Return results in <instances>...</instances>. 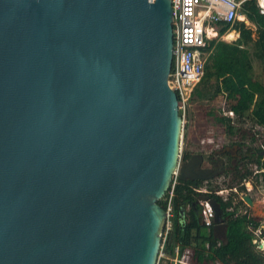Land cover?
<instances>
[{"label": "water", "instance_id": "obj_1", "mask_svg": "<svg viewBox=\"0 0 264 264\" xmlns=\"http://www.w3.org/2000/svg\"><path fill=\"white\" fill-rule=\"evenodd\" d=\"M171 11L170 0H0V264L158 263L173 175L216 174L199 154L180 165Z\"/></svg>", "mask_w": 264, "mask_h": 264}, {"label": "trees", "instance_id": "obj_2", "mask_svg": "<svg viewBox=\"0 0 264 264\" xmlns=\"http://www.w3.org/2000/svg\"><path fill=\"white\" fill-rule=\"evenodd\" d=\"M254 29L242 20H235L231 25L220 23L219 35L233 29L238 37L231 42L220 38L208 40L211 47L208 55L203 78L195 88L193 96L212 99L216 94L225 98L227 112L232 116L242 118L248 112L252 120L264 128V79L258 81L253 76V60L256 58L264 62V14L259 12L257 0H246L239 8ZM215 82L214 94H208L204 85L208 79ZM203 82L205 83L203 86ZM220 125H225L235 134L239 133L245 138L247 131L239 127L228 125L226 117L215 116ZM228 123V124H227ZM240 147L241 143H235ZM241 161L230 164L223 173H231L244 177L252 183L253 187L264 189V151L247 149ZM191 154L183 151L181 163L189 159ZM251 167H247V166ZM245 168L244 175H239V168ZM202 180H181L173 188L169 222L164 242L163 252L168 259H175V264H180L185 250H190L189 264H264V252L253 242L255 231L264 224V218L253 216L249 206L238 196V199L223 200L215 191L223 189L225 184L211 185V180L204 182L205 191H197L196 185ZM224 182V181H223ZM241 190L244 188L239 186ZM245 192V191H244ZM167 193L158 201L165 210ZM205 197L215 200L223 211L226 223V233L223 239L214 236L212 226H206L202 219V207L199 199ZM252 199V197H250ZM264 234V230L262 231ZM166 264H172L167 261Z\"/></svg>", "mask_w": 264, "mask_h": 264}, {"label": "built area", "instance_id": "obj_3", "mask_svg": "<svg viewBox=\"0 0 264 264\" xmlns=\"http://www.w3.org/2000/svg\"><path fill=\"white\" fill-rule=\"evenodd\" d=\"M244 1L246 0H170L172 10V65L168 75V85L175 91L178 109L182 113L185 112L195 88L203 78L205 62L211 51L208 40L223 38V34H218L219 28L217 29V26L221 22L231 25L235 20H239V8ZM257 6L259 12L264 14V0H257ZM229 114L232 115V112ZM177 179L178 174L176 173L166 191L167 220L162 233L159 255L162 254L167 231L170 227L171 199ZM246 182L249 183V181ZM223 191L224 189H219L215 193L220 195L223 200H228L223 195ZM244 193L240 195L241 199ZM199 203L202 207L203 223L206 226L213 225L214 210L209 200H199ZM263 230L264 224H261L260 229L255 231L253 242L264 252Z\"/></svg>", "mask_w": 264, "mask_h": 264}, {"label": "rangeland", "instance_id": "obj_4", "mask_svg": "<svg viewBox=\"0 0 264 264\" xmlns=\"http://www.w3.org/2000/svg\"><path fill=\"white\" fill-rule=\"evenodd\" d=\"M247 25L254 29L252 23ZM220 25L217 26V29ZM230 31H234L232 28ZM228 30V31H229ZM233 32L228 33L226 41H231L234 38ZM253 76L258 81L264 79V62L254 59L253 60ZM205 83L203 82L202 86ZM204 90L208 94H214L215 82L213 78L208 79L204 85ZM182 117V138H181V152H180V165L181 155L183 151H187L189 154H199L204 158L203 166H206V160L210 154L215 150H220L223 147H231L235 143H241L239 147V154L246 152L247 149L253 151H264V128L258 126L251 118L250 113L246 112L242 118L232 116L227 112L225 98L222 94H216L212 99L210 98H199L193 96L189 102L185 112L179 111ZM215 116H224L227 119L228 125L236 126L247 131L245 138H241L239 133L233 134L229 128L225 125H220ZM230 153V151H228ZM247 167H251L250 164ZM239 175H244L245 168L242 166L239 168ZM224 173V172H223ZM220 174L211 180V185L216 186L219 184H225L223 187V195L229 199H238L244 191L254 200L253 205L249 206L250 213L253 216L264 218V189L259 186L253 187L251 182H246L243 177H237L231 173L230 176ZM224 181V182H223ZM205 181L199 182L195 187L200 190H207ZM244 187L242 190L239 186ZM226 189V190H225ZM256 204V205H255ZM190 250L186 249L180 264H189ZM168 261L175 264V259H168L165 252L158 256L157 264H166ZM212 264H221L215 262Z\"/></svg>", "mask_w": 264, "mask_h": 264}, {"label": "flooded vegetation", "instance_id": "obj_5", "mask_svg": "<svg viewBox=\"0 0 264 264\" xmlns=\"http://www.w3.org/2000/svg\"><path fill=\"white\" fill-rule=\"evenodd\" d=\"M234 145H236V144H233L231 147L226 146L229 148L227 150H225L224 152H221V153H215V151H222L225 147H223L220 150H215L212 154H210L208 156V158L206 160V166H203V161H204V158H203L201 166L204 168H209L211 170L216 171L215 176H213L212 178H210L208 180H212L216 176L225 172V169L228 167L229 163L231 165L235 164L236 162L241 161L243 156L248 154V152H244L242 154H239L238 145H236L235 150L233 149ZM228 151H230V153ZM205 181H207V180H205Z\"/></svg>", "mask_w": 264, "mask_h": 264}, {"label": "crops", "instance_id": "obj_6", "mask_svg": "<svg viewBox=\"0 0 264 264\" xmlns=\"http://www.w3.org/2000/svg\"><path fill=\"white\" fill-rule=\"evenodd\" d=\"M239 20H242V21H244L245 22V24H248V23H250L243 15H241L240 14V16H239ZM231 32H233L232 34H233V36H234V38L233 39H231V41H234L237 37H238V33L234 30V31H227L225 34H224V38H226V35L228 34V33H231ZM225 40V39H224ZM226 41V40H225ZM231 41H227V42H231ZM252 201H253V203H254V200L252 199Z\"/></svg>", "mask_w": 264, "mask_h": 264}, {"label": "bare ground", "instance_id": "obj_7", "mask_svg": "<svg viewBox=\"0 0 264 264\" xmlns=\"http://www.w3.org/2000/svg\"><path fill=\"white\" fill-rule=\"evenodd\" d=\"M256 205V204H255Z\"/></svg>", "mask_w": 264, "mask_h": 264}]
</instances>
